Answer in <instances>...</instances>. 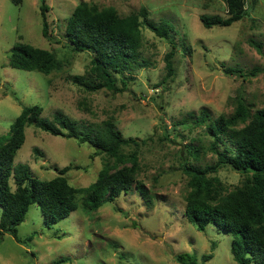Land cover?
<instances>
[{"label":"rangeland","instance_id":"374dc122","mask_svg":"<svg viewBox=\"0 0 264 264\" xmlns=\"http://www.w3.org/2000/svg\"><path fill=\"white\" fill-rule=\"evenodd\" d=\"M80 1L113 6L123 16L144 7L150 19L168 22L176 45L174 75L163 83L165 55L172 44L143 25L141 49L147 65L134 70L126 91L90 92L75 85L71 76L87 72L91 55L72 50L62 34ZM248 3V15L241 20L205 27L201 15H228L225 0H47L52 34L48 40L42 33L41 0H0V138L10 136L27 105L43 106V115L49 118L61 110L82 126L112 118L124 136L146 140L137 148L138 179L155 195L149 204L134 189L91 213L79 206L51 226L45 224L40 207L32 205L18 226L23 241L9 232L1 237L0 264H52L61 257H69L62 264H182L176 260L181 253L195 256L199 264H239L232 253V234L214 224L200 231L185 216L190 177L183 163L187 158L202 165L214 163L216 154L208 148L212 137L204 127L186 128L177 122L202 108L214 117L230 115L240 102L251 114L264 108V0ZM18 42L51 50L62 62L61 69L44 74L12 67L11 50ZM229 66L243 69L244 74L226 72ZM255 67L260 70L250 74ZM190 142L208 150L195 160L184 148ZM135 149L125 146L123 151ZM15 163L28 164L42 180L58 175L55 166L72 164L66 173L70 183L86 187L115 160L90 144L31 125ZM123 165L129 162L119 164ZM209 175L219 178L223 191L234 189L245 177L229 166ZM205 255L211 258L204 260Z\"/></svg>","mask_w":264,"mask_h":264},{"label":"trees","instance_id":"16d2710c","mask_svg":"<svg viewBox=\"0 0 264 264\" xmlns=\"http://www.w3.org/2000/svg\"><path fill=\"white\" fill-rule=\"evenodd\" d=\"M225 1L228 15H201L205 27L229 26L248 15V0ZM40 9L43 36L52 40L47 0H41ZM143 25L172 44V49L165 55L167 74L163 83L172 77L176 45L168 22L150 19L144 7L123 16L113 6L100 7L80 1L66 19L62 35L72 50L90 53L91 60L87 72L72 75L71 81L90 92L101 89L115 93L126 91L134 70L147 65L141 49ZM251 43L263 52L259 42L252 39ZM9 64L44 74L62 67V62L51 50L26 42L14 45ZM258 70L260 68L255 67L249 73L255 74ZM225 71L244 74L238 67L229 66ZM43 111L39 104L25 106L15 119L10 136L0 138V240L5 232H9L17 241H23L18 235V226L35 204L45 216V224L51 226L69 217L79 206L91 213L104 204L116 202L121 195L134 189L147 203H153L155 195L138 179L137 148L146 143L145 139L124 136L112 118L101 124L82 126L61 110L56 111L52 118L44 116ZM177 124L186 128L193 125L204 127L212 137L208 148L216 154L214 163L202 165L188 158L183 163V170L190 177V189L185 197L187 220L200 231L214 224L232 234V253L239 264H264V108L251 114L249 106L240 102L230 115L217 117L207 108H202L199 114L188 112ZM31 125L54 136L90 144L97 152L114 158L115 164L107 163L99 171L97 179L86 187L70 183L66 173L73 168L72 164L62 168L55 166L58 175L48 180L39 179L32 174L28 164L15 163L16 154L26 141V128ZM125 146L136 149L125 153ZM184 148L195 160L208 150L206 145L192 142L185 144ZM35 150L40 152L38 148ZM127 162L129 165L119 166ZM224 166L245 176L242 183L230 191H223L219 178L209 175ZM210 258L211 255L203 257L204 260ZM68 260L69 257H61L52 264ZM176 260L182 264H199L197 258L189 253L176 255Z\"/></svg>","mask_w":264,"mask_h":264}]
</instances>
